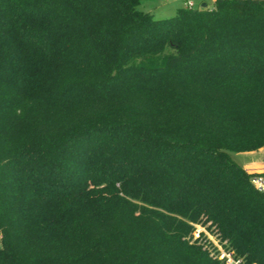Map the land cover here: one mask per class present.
I'll return each instance as SVG.
<instances>
[{
    "label": "trees",
    "instance_id": "16d2710c",
    "mask_svg": "<svg viewBox=\"0 0 264 264\" xmlns=\"http://www.w3.org/2000/svg\"><path fill=\"white\" fill-rule=\"evenodd\" d=\"M143 1L0 0V264H264V1Z\"/></svg>",
    "mask_w": 264,
    "mask_h": 264
},
{
    "label": "rangeland",
    "instance_id": "374dc122",
    "mask_svg": "<svg viewBox=\"0 0 264 264\" xmlns=\"http://www.w3.org/2000/svg\"><path fill=\"white\" fill-rule=\"evenodd\" d=\"M185 1L186 0H145L139 5V8L145 11L150 10L156 18L169 17L175 13L178 7L183 6ZM191 1L193 3L192 7L194 8L200 7L202 3H205L207 8H212L213 6V0ZM258 149H264V147H259ZM230 156L233 160L239 163L245 156H247V154L243 153V151H238L230 152ZM91 190L92 187H89V191ZM192 225L194 227L192 231V238L198 240V242H203L205 247L208 246L210 253L220 259L224 264H245L244 259L234 257L230 251L225 249L222 244L218 242L215 235L210 231V228L206 227L207 224H201L197 222L192 223Z\"/></svg>",
    "mask_w": 264,
    "mask_h": 264
},
{
    "label": "crops",
    "instance_id": "0c3cea01",
    "mask_svg": "<svg viewBox=\"0 0 264 264\" xmlns=\"http://www.w3.org/2000/svg\"><path fill=\"white\" fill-rule=\"evenodd\" d=\"M187 1L191 0H186L183 6H186ZM148 11L151 12L150 10ZM243 153H246L247 156H245L239 164H241L248 173H264V149L243 151Z\"/></svg>",
    "mask_w": 264,
    "mask_h": 264
},
{
    "label": "built area",
    "instance_id": "2783aa9c",
    "mask_svg": "<svg viewBox=\"0 0 264 264\" xmlns=\"http://www.w3.org/2000/svg\"><path fill=\"white\" fill-rule=\"evenodd\" d=\"M186 6L191 7L192 6V2L191 1H187ZM251 183L254 185V187L264 193V173H255L252 174L251 178ZM230 261V260H228Z\"/></svg>",
    "mask_w": 264,
    "mask_h": 264
},
{
    "label": "water",
    "instance_id": "95a60500",
    "mask_svg": "<svg viewBox=\"0 0 264 264\" xmlns=\"http://www.w3.org/2000/svg\"><path fill=\"white\" fill-rule=\"evenodd\" d=\"M204 7H206V4H205V3H202V4L200 5V8H204Z\"/></svg>",
    "mask_w": 264,
    "mask_h": 264
}]
</instances>
